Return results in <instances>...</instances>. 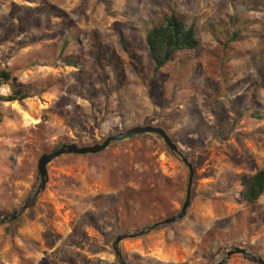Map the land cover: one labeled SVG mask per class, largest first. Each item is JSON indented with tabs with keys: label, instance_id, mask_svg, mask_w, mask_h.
Masks as SVG:
<instances>
[{
	"label": "rangeland",
	"instance_id": "rangeland-1",
	"mask_svg": "<svg viewBox=\"0 0 264 264\" xmlns=\"http://www.w3.org/2000/svg\"><path fill=\"white\" fill-rule=\"evenodd\" d=\"M171 14L199 47L154 74L145 37ZM0 72L29 95L0 103V214L57 144L154 126L180 151L150 134L54 160L0 219V264H119L118 236L127 264H264V193L248 205L238 183L264 170V0H0ZM182 159L187 215L150 230L182 209Z\"/></svg>",
	"mask_w": 264,
	"mask_h": 264
},
{
	"label": "trees",
	"instance_id": "trees-1",
	"mask_svg": "<svg viewBox=\"0 0 264 264\" xmlns=\"http://www.w3.org/2000/svg\"><path fill=\"white\" fill-rule=\"evenodd\" d=\"M234 39L236 38L234 37L232 41ZM145 44L153 62L154 74H157L170 63L177 53L198 49L199 40L194 27H187L181 18L171 14L163 18L160 24L149 29L145 37ZM63 64L67 67H77V63L73 59L66 60ZM0 80L2 82L0 85L11 87L9 95H0V103L22 102L29 98V95L22 89H15L10 85L11 74L9 72H0ZM61 146V144L55 145L53 151L58 150ZM238 183L242 201L248 205H254L264 193V170L251 176H241Z\"/></svg>",
	"mask_w": 264,
	"mask_h": 264
},
{
	"label": "water",
	"instance_id": "water-1",
	"mask_svg": "<svg viewBox=\"0 0 264 264\" xmlns=\"http://www.w3.org/2000/svg\"><path fill=\"white\" fill-rule=\"evenodd\" d=\"M150 134L159 136L164 141V143L166 144V146L169 148L171 152L177 155L180 154L178 146L172 141V139L167 134V132L163 130L162 128L154 127V126H138V127L130 128L124 132L107 137L101 144H95L93 146H87V147L86 146L79 147L76 144H68V145L66 144V145H62L56 151L43 154L38 160V164H37V171H38L39 180H40L39 186L33 193L32 197L27 200L26 204L19 211H15L10 215L0 214V219L2 218L1 224H4L6 222L12 223L16 221L26 210H28L31 206L34 205L39 194L45 189L46 183L48 181L47 167L54 160L62 156H66V155H76V156L97 155L105 151L113 143L122 142L124 140H127L135 136L150 135ZM182 162L186 165V167L189 170L186 198L182 206V209L175 216L153 225L150 228V230H153L160 226H168V225L174 224L179 220H183L187 215V210L190 207V203H191V190L193 186L194 168H193V165L189 163L186 159H182ZM142 233H140L139 235H142ZM126 238L127 236H118L113 245V249L115 251V257L118 259L119 264H127L123 260L121 252L118 250V244ZM237 254L245 256L246 251L240 248H236L233 251L228 252L226 254V259L221 261L218 264H224L226 260H228L230 257L237 255ZM260 261L262 262V260Z\"/></svg>",
	"mask_w": 264,
	"mask_h": 264
}]
</instances>
